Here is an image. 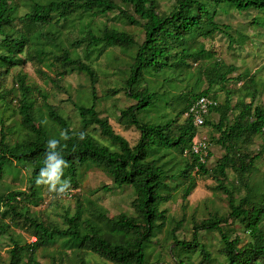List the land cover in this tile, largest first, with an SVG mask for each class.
Wrapping results in <instances>:
<instances>
[{
  "label": "trees",
  "instance_id": "obj_1",
  "mask_svg": "<svg viewBox=\"0 0 264 264\" xmlns=\"http://www.w3.org/2000/svg\"><path fill=\"white\" fill-rule=\"evenodd\" d=\"M18 1L26 11L14 16L18 8L15 0H0V80L15 66L17 55L23 54V63L34 59L39 62L41 57L46 56L51 60L49 66L58 69L52 83L57 85L64 75L78 73L88 80L89 89L85 103L79 101L73 104L79 119L77 130L70 127L69 120L56 108L46 105L45 96L27 84L25 75H15V90L0 91L2 113L9 110L14 98L18 116V134L12 141L7 138L4 119L0 117V181L7 165H21L29 169L25 192L12 191L0 195V236L8 234L9 237L11 226H14L24 228L29 237L21 244L9 239L6 264H40L36 259L37 251L45 250L55 242L63 248L59 251V260L65 250H69L75 264H84L82 257L87 253L110 264H162L157 261L148 263L145 251L165 222V210L159 208L170 200L166 181L174 176L179 178L180 197L185 200L195 187L192 172L208 176L216 182L215 189L223 191L227 197L228 213L226 217L212 216L193 226L190 242L172 237L168 253L173 258V264H189L190 255L196 252L202 261H209V254L196 242L199 231L218 235L217 252L223 260L222 264H264V174L257 185L243 183L245 194L237 200L223 185L227 169L234 172L241 182L244 175L248 177L251 174L254 163L263 155L264 150L253 155L248 151L253 137L264 136V107L257 101L260 92L252 77L237 91L225 90L223 84L229 80L226 76L234 68L229 67L224 73H219L221 64L214 62L207 65L205 57H201L205 53L203 45H196L192 40L193 36L202 40L211 39L216 33L227 31V26L214 21L218 12L227 9L237 13L250 10L260 13L262 16L252 19L251 24L263 27L264 0H174L168 13H160L155 0H46L43 4L34 0ZM108 14H116L125 24L139 28L142 41L137 44L131 35L113 27L92 28L94 19L105 18ZM65 28L75 32L76 36L71 40L61 38V30ZM51 43L53 50L46 51V44ZM63 44L67 45L66 48ZM112 47L122 51L135 48L120 87L134 104L121 110L117 118L120 126L133 127L138 132L133 146L115 134L96 110L94 86L98 78L89 61L96 59L105 48ZM77 48L84 54L82 60L74 52ZM193 65L196 81L203 79L206 88L198 93L192 90L181 93L173 97L174 104L165 102L164 107L172 110L171 117L162 115V120L152 118L151 111L158 110L160 102H164L165 93L151 90L146 76H159L167 85L173 80L183 82L192 74L175 77V70L186 67L190 72ZM36 72L43 74L39 69ZM218 84V90L223 91L220 104L213 92ZM33 93L38 94L45 104L50 126L58 129L55 155L57 158L61 155L67 162L61 177L62 181H70L67 190L77 189L82 169H98L111 181L112 187L127 186L132 189L134 198L130 206L134 217L124 214L111 218L102 216L103 232L97 236L82 231L89 229V225L86 220H80L78 201L74 213L64 215L63 228L47 224L29 211L27 204L36 206L40 200L39 191L43 184L37 185L36 179L40 170L46 167L44 161L49 142L46 128L34 121L38 115ZM235 93L237 97L232 104L231 97ZM110 94H115V91ZM197 97L216 102L214 107L209 108L201 127H211L216 133V138H211V141L223 151L210 170L205 167L209 147L202 162L188 151L197 128L185 114ZM212 115H217L215 123L210 122ZM181 117L183 120L180 123ZM89 131H97L110 147L100 144L89 135ZM62 133L68 139H63ZM171 152L177 153L183 161L174 176L168 175L171 169L164 163V158ZM52 154L49 152V155ZM101 189L109 191L106 187ZM5 219L9 224L4 222ZM227 219L241 227L248 239L246 243L240 245L237 237L232 238L223 231L221 225L226 224Z\"/></svg>",
  "mask_w": 264,
  "mask_h": 264
},
{
  "label": "rangeland",
  "instance_id": "obj_2",
  "mask_svg": "<svg viewBox=\"0 0 264 264\" xmlns=\"http://www.w3.org/2000/svg\"><path fill=\"white\" fill-rule=\"evenodd\" d=\"M39 4H43L46 0H34ZM158 4L160 13H168L174 3V0H155ZM17 3V11L15 15L22 14L26 11L22 7L21 1L15 0ZM130 12V11H128ZM260 13L248 11L237 13L227 9L225 12H218L214 21L220 25L227 26L228 29L224 33H216L211 39H197L194 36L192 40L197 44H202L205 53L201 57H205L206 64L211 65L214 62H219L221 67L219 73H224L229 67L234 70L226 77L228 82L223 84L226 89L237 91L244 84H248L249 77H252L255 82L257 91L260 96L257 101L264 107V26L256 27L251 24L252 19L261 17ZM92 28L97 29L103 26L113 27L120 31L131 35L134 41L139 44L142 41V32L139 28L129 26L118 18L116 14H108L105 18H97L92 21ZM76 36L75 32L69 31L66 28L61 30V38L73 39ZM231 38V42L229 38ZM192 41V43H193ZM194 45V44H193ZM63 44V48H66ZM46 51H52V43L46 44ZM74 52L81 58L84 54L81 49H74ZM135 53V48H130L122 51L118 48H105L100 52L96 59L90 60V66L95 71L98 81L95 84V93L97 96L96 110L99 117L105 118L113 132L127 141L129 146H133L138 139V132L133 128H124L117 123L119 112L130 105L134 101L123 94L122 81L127 75V65L131 62V58ZM210 54V57L207 55ZM23 54L17 55L15 66L12 67L8 74L0 80L1 90H15V75L23 74L26 77V82L29 86L38 90V93L45 96L46 105L56 108L59 113L67 118L70 127L74 130L79 128V119L73 104L80 102L85 103V96L89 89L88 80L78 73H68L58 80L57 85L51 82L55 77L58 69L49 66L51 64L50 57H41L37 62L35 59L31 62L23 63ZM54 64V62L52 61ZM194 65L190 72L188 68L175 70L174 76H185L190 73L186 81L178 82L173 80L170 85L164 84L159 76H146L147 84L151 90L158 93H165L164 102H160L158 110L151 111L152 118H161L162 115L171 117V109L164 107V103H172L173 97L192 90L198 93L206 88L204 80L196 81V76L193 74ZM36 69L42 71V75L36 72ZM240 77V80L237 78ZM219 84L214 86L213 92L217 95V103L220 104L223 100V91L218 90ZM115 91V94H110ZM107 92V94H105ZM35 99V107L37 118L34 120L41 127L46 128L47 139L53 140L58 136V129L50 126L46 118L45 104L38 94L33 93ZM19 94L16 93V97ZM237 93L231 97V103L236 100ZM9 107V110L2 113L0 108V117L4 119V132L7 138L12 141L17 132L18 116L16 114V103L14 98ZM176 109V106H174ZM143 115V114H141ZM140 115V116H141ZM162 120V118H161ZM183 117L179 119L180 123ZM217 115H212L210 122L215 123ZM91 129V128H89ZM88 129V130H89ZM216 133L209 126L197 129V135L206 138L209 147V156L206 162V169H212L216 160L222 155L223 151L215 145L211 138H216ZM94 139L100 144L110 147V144L97 131H89ZM252 143L248 147L251 155L264 150V136H255L252 138ZM166 167L171 169L168 175H175L182 167L183 161L177 153L171 152L164 158ZM226 170V180L223 182L225 189L231 192L235 200L245 194L243 183L248 185H257L264 174V152L260 160L254 163V170L246 177L243 176L239 182L237 175ZM194 177L195 187L189 193L185 200L181 199V180L172 177L166 181L168 185L167 193L170 194V200L160 206V210H165V222L154 235L150 245L145 251V257L148 263L155 261L162 264H173V258L168 253V245L172 241V237L185 242H190L193 238V226L212 216L226 217L228 213L227 197L221 190H216V182L208 176H200L191 173ZM29 169L25 166L12 164L4 168V175L0 181V195L12 191H26ZM59 188V185L57 186ZM101 187H106L109 191H103ZM40 200L36 206L27 204L29 211L38 219L52 224L59 228L64 227V215L71 216L75 210V203H80L79 215L80 220H86L89 229L82 231L86 234H95L100 236L103 232L101 226V217L111 218L113 216L124 214L128 217H134L133 210L130 206L134 194L132 189L127 186L121 188L112 187L111 181L98 169L88 168L82 169L78 178V187L73 190H66L63 194L53 192L49 186L43 185L39 191ZM23 202H26L24 200ZM8 223V219L4 220ZM223 231L230 237H237L239 244H244L248 241L246 234L241 227L227 219L226 224L221 225ZM13 239L16 243L21 244L29 240L27 232L24 228L11 226L8 234L0 236V264L7 263V251L10 248V240ZM196 242L200 247H203L209 254V261L201 260L200 255L196 252L189 257V264H222L223 260L218 255L219 238L215 232L199 231L196 235ZM33 239H31L32 241ZM63 250L59 242L47 247L45 250L37 251L36 259L40 264H75L74 256L69 250H65L64 256L59 260V251ZM84 264H110L104 262L92 254H85L83 257Z\"/></svg>",
  "mask_w": 264,
  "mask_h": 264
},
{
  "label": "clouds",
  "instance_id": "obj_3",
  "mask_svg": "<svg viewBox=\"0 0 264 264\" xmlns=\"http://www.w3.org/2000/svg\"><path fill=\"white\" fill-rule=\"evenodd\" d=\"M61 135L63 139H68L67 135L63 133ZM81 139H83V135H81ZM57 147L58 144L55 139L48 142V151L46 152V158L44 161L46 167H43L40 170L39 177L36 179V184L47 185L49 186L51 191L58 192V194H63L67 189L70 188V181L61 180L63 169L68 165L67 162L61 157V155L60 158H57V156L55 155ZM49 152L53 154L49 155ZM58 185L59 188L57 187Z\"/></svg>",
  "mask_w": 264,
  "mask_h": 264
},
{
  "label": "built area",
  "instance_id": "obj_4",
  "mask_svg": "<svg viewBox=\"0 0 264 264\" xmlns=\"http://www.w3.org/2000/svg\"><path fill=\"white\" fill-rule=\"evenodd\" d=\"M216 102L205 97H197L190 104L188 111L185 116L191 119L192 125L197 129L203 126L204 117L207 115L210 107H214ZM208 148V143L205 137L197 135V133L192 137L190 147L188 151L198 157L202 162L203 158L206 156ZM184 154L186 151L183 152Z\"/></svg>",
  "mask_w": 264,
  "mask_h": 264
}]
</instances>
